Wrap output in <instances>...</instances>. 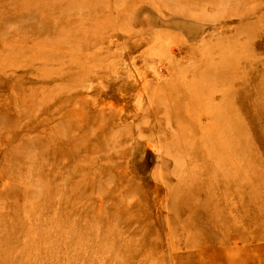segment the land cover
<instances>
[{"label":"rangeland","instance_id":"obj_1","mask_svg":"<svg viewBox=\"0 0 264 264\" xmlns=\"http://www.w3.org/2000/svg\"><path fill=\"white\" fill-rule=\"evenodd\" d=\"M0 264H264V0H0Z\"/></svg>","mask_w":264,"mask_h":264},{"label":"water","instance_id":"obj_2","mask_svg":"<svg viewBox=\"0 0 264 264\" xmlns=\"http://www.w3.org/2000/svg\"><path fill=\"white\" fill-rule=\"evenodd\" d=\"M150 160H152L151 156H148V162H150Z\"/></svg>","mask_w":264,"mask_h":264}]
</instances>
